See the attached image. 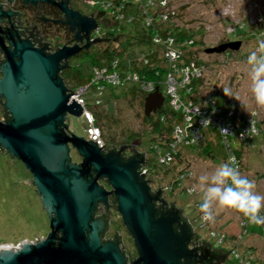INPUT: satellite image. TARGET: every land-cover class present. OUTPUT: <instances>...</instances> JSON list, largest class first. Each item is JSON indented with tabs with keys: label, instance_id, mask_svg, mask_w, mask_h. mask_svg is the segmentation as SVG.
<instances>
[{
	"label": "water",
	"instance_id": "1",
	"mask_svg": "<svg viewBox=\"0 0 264 264\" xmlns=\"http://www.w3.org/2000/svg\"><path fill=\"white\" fill-rule=\"evenodd\" d=\"M22 1L54 4L69 18L71 30L76 31L73 40L81 41L83 34L87 38L82 47L63 45L48 52L47 46H35L30 39L9 33L6 44L0 36L5 55L0 65V98L4 115L8 116L0 120V149L28 169L49 219L45 237L22 239L17 246L0 244V264H126L120 238L103 239L107 218L94 216L98 203L108 206L110 195L115 196L117 210L134 240L138 257L132 264H189L196 247H188L191 229L185 217L181 225L175 202L170 213L157 211L155 201L166 203L160 198L161 191H152L138 171L145 151L125 157L122 147L105 153L96 141L67 129L68 116H81L83 108L71 97L73 92H68L60 73L83 47L99 41L89 39L98 26L95 18L69 8L67 0ZM2 5L0 21L11 15ZM240 44L241 40L226 42L205 52L220 53L227 48L235 51ZM164 100L159 86L147 93L143 100L145 116L159 110ZM71 148L80 155L79 163L71 160ZM101 178L107 179L111 189L99 184Z\"/></svg>",
	"mask_w": 264,
	"mask_h": 264
},
{
	"label": "rangeland",
	"instance_id": "2",
	"mask_svg": "<svg viewBox=\"0 0 264 264\" xmlns=\"http://www.w3.org/2000/svg\"><path fill=\"white\" fill-rule=\"evenodd\" d=\"M135 1L140 4L142 0ZM16 4L20 5V10L26 13V8L21 2ZM73 4L85 14L94 13L86 0H74ZM166 6V10L177 12L169 18L172 23L201 32L195 37L196 46L199 49L198 56L206 66L200 76L203 80L202 86H204L200 93L206 96L207 93L212 95L221 92V99L226 97L236 99L240 113L244 115L255 113L257 122H259L258 119L263 120L264 107L258 106L254 101L250 91L248 66L244 61L252 51L257 49L259 42L264 41V0H168ZM107 18H110L109 14H107ZM156 20L165 24L168 19ZM110 22L111 20L103 22L100 18L99 25L89 34V39L99 38L101 36H95L105 33L104 30L109 31L112 26ZM124 28L128 30L127 26ZM97 29L100 33H97ZM46 31L47 38L55 44H61L65 38L69 37L61 26L49 25ZM121 33H124V29ZM232 33L235 34L232 36ZM120 35L122 34L110 37H115L118 49L121 47L119 50L122 51V54L127 51L126 54L124 53L126 59L136 62L149 53L138 46L123 45L119 41V38L122 37ZM235 40H241L238 50L227 48L220 53L205 52L207 48L217 47ZM110 44L109 40L103 47L108 48L111 46ZM173 44L175 46V42ZM101 47V42H93L90 52L97 51ZM129 48L131 49L129 50ZM148 49L150 50L151 47L149 46ZM85 51H82L81 56L76 57L74 61H72L73 57L69 59L68 64L80 63ZM166 55L162 53L161 56L164 59ZM117 60H120V57ZM94 68L95 66L88 68L94 84L82 94V114L79 117L69 115L65 122L67 129L71 133L95 142L97 134L93 127L97 126L102 140L98 142V137L96 145L105 153L110 151L106 149V145L108 147L118 146L117 150L122 145L125 146L124 149L127 147L128 150H131L133 144L137 147L138 152L145 151L144 156L147 157V160L144 162V167L147 169V183L150 189L154 192L161 190L163 200L171 205L175 202L182 215L190 219L194 233H197L193 245L197 246L205 241L216 249L224 248L226 258L220 264H244L242 261L244 262L248 257H250V264H264V226L248 222V230L244 232L240 224L242 213L230 209H220L215 205L213 206L214 221H205V226H201L199 207L203 193L199 186V177L211 174L219 164L228 162L225 158L224 147L221 149L217 144L220 131L216 127L214 130L201 129L203 139L198 137L195 142V134L192 127H189L192 120L187 119L188 114L184 111H176L180 113L181 120L179 123H173L168 134L171 135L172 140L175 126L185 127V137L177 149L181 148L182 157L185 159L183 167L190 174L189 177L180 180L181 184H179L177 177L179 178L180 175L177 172L179 169L177 162L173 163L172 161L168 165L166 164L167 167L157 163L156 152L151 147L156 145L152 140H157L158 134L153 130L149 120L145 118L140 92L137 91V93L136 90L123 92L122 90L127 84L136 85L139 90H142L140 83L137 80L128 79L127 83L119 85V82L111 81L113 77H108L110 83L103 82L102 86L104 85L106 88L102 95V93L99 94L97 80L93 77L96 75L93 73ZM68 82L73 84L69 79ZM88 82L90 80L85 84ZM65 84L68 89L78 87L77 85L72 87L67 82ZM109 88H113V91L110 92ZM170 91L172 93L171 89ZM187 100L192 99L188 98ZM87 110L92 116L91 122L86 116ZM190 111L193 112L195 109ZM2 119L0 112V120ZM194 124L197 122L194 121ZM261 128L257 125V129L255 128L257 133L253 134L251 139L248 138L245 141L241 137L242 156L239 160V171L243 176L256 183L257 192L264 194V139H262L264 129ZM197 145L200 147L195 148ZM209 146H211V153L206 150ZM70 156L74 162L81 161L80 155L74 148H71ZM31 178L30 172L20 160L0 149V244L10 243L12 246H17L22 239L35 241L45 237L49 232L48 215L42 208ZM99 184L106 188L109 186L104 181H99ZM190 188L193 189L191 192ZM109 207V229L106 238L113 234H119L124 252L130 258L135 257L138 253L134 240L117 210V203L112 202ZM262 214H264V210H262ZM210 231H213L214 237L209 234ZM219 236H222L221 241L218 240ZM236 246L238 247V256L234 255V251H232Z\"/></svg>",
	"mask_w": 264,
	"mask_h": 264
},
{
	"label": "trees",
	"instance_id": "3",
	"mask_svg": "<svg viewBox=\"0 0 264 264\" xmlns=\"http://www.w3.org/2000/svg\"><path fill=\"white\" fill-rule=\"evenodd\" d=\"M71 0H67V3H69ZM145 1V0H144ZM147 1V0H146ZM105 4H107V0H104ZM97 4H99L97 0ZM158 9L156 8H148L146 9L145 13H141V11L133 8H127L123 12L124 16L123 18L118 19L117 22L116 19L114 21V24L110 27L109 31H104L105 32V39L108 41H111V46L108 48L105 46L103 47L106 42H102V47L101 49L97 51H85L86 53L81 57V61L78 64H70L68 68L64 69L60 75L64 79V81L67 82V84L71 85L72 87L78 86L85 84L87 81L90 80L91 78V73L89 72L88 68L92 66H97V67H106L108 71L112 69L111 63L109 60L112 59V57H120V62L117 70L121 72V70L125 69L130 72H135V73H140L143 78H145V81H150L151 84L159 86V89L164 93L165 95V100L163 103V106L157 110L155 113H151L150 116H145L147 120L151 123L153 126V130L158 134V139L157 140H152L153 143L156 145L151 148L154 149V152H156V156L158 157L159 155L164 154L165 152H168L170 150V144L174 140L172 138L171 140V135L168 134L170 133V130L172 128L173 123H179L181 120V115L179 112H176L178 110L174 109L172 105L170 104L171 97H168L166 92L164 91V82L167 78V75L169 73H173L176 69L179 70L181 69V66L189 64L190 60H195L198 63H201L202 60L198 56V50L197 49V40L195 39L196 35L200 34L201 32L194 31V29L188 28V27H181L179 24H174L172 21L168 20L165 24L158 22L156 19H160L159 14H158ZM106 11H101L97 13V16H94L91 13H87V15L92 16L95 18L97 24H99V19L103 18L105 16ZM180 15V14H178ZM177 15V16H178ZM116 16V15H115ZM181 18V17H180ZM109 21V20H108ZM104 22V21H103ZM119 24V26L117 25ZM117 25V26H116ZM127 26L126 30L124 27ZM120 29V31H117V29ZM124 29V33H121V31ZM117 34H122L119 38V41L128 47L132 46H138L141 49H145L147 52L150 53L149 55V62L147 64H142L140 61L134 62L133 60H129L128 58L126 59V53L127 51H124L122 54V51L119 50L121 47L118 49V42L116 43L115 37H110V36H115ZM235 33H232L231 35L233 36ZM155 36H158L161 38L162 43H153V39ZM173 38L175 42V46L178 50H181L182 56L179 58L175 64V67H171L169 64H167L166 60L162 58V53H164L165 50V44L168 40V38ZM109 43V42H108ZM151 47L149 50L148 47ZM127 47V48H128ZM116 48V49H115ZM131 48H129L130 50ZM128 50V49H127ZM121 51V53H120ZM89 52V53H88ZM148 53V54H149ZM125 55V56H124ZM81 56L80 54H77L75 57ZM89 58V59H88ZM200 58V59H199ZM109 62V63H107ZM107 63V64H106ZM140 63V64H139ZM174 63V62H173ZM122 68V69H120ZM87 69V71H86ZM156 71L158 72V75L155 74ZM71 81L73 84H70L68 82ZM65 82V83H66ZM192 87H193V93L186 95L187 99L190 98L192 101H203L204 100V95H202L200 92L203 91V80L202 78H197L193 79L192 82H190ZM110 92L113 91V88H109ZM123 92L131 90L133 92L136 90V92H140L142 101L144 100L145 95L147 94L146 91L139 90L136 85H129L127 84L124 86V89H122ZM137 92V93H138ZM129 93V92H128ZM221 92L218 93V96H215V101L217 106H220L222 108L227 107L228 109L231 107V103L233 106H235V111H234V120H239V122H242L248 114H242L240 113V107L238 106V102L234 101L232 98L229 100L228 97L225 99H221ZM136 94V93H135ZM134 95V94H133ZM135 96V95H134ZM181 96L182 93H181ZM2 114L3 118H6L8 116L4 115V111H0ZM257 118V116L255 115ZM259 122H257V125L261 128L264 127V119L260 120L258 119ZM211 129V128H209ZM264 129V128H261ZM262 139H264V133L262 135ZM205 136V140H206ZM247 139H245L246 141ZM232 141V140H231ZM217 144L220 146L222 149L223 144L221 142L220 137L217 139ZM241 142H238L236 140H233L230 144V147L233 149V153L235 154L238 163L239 160L241 159L242 153H241V147H240ZM134 149L135 147L133 144L131 145ZM125 147V146H121ZM200 146H196L195 148H198ZM211 146L207 147L206 150L207 152H212L210 149ZM134 153V152H133ZM132 153V154H133ZM173 163L177 162V167H179L178 171L179 175H183V179L185 177H189V173L185 170L183 165H185V159L182 157V151L181 148L177 149L175 153L173 152ZM225 158L227 160V156L225 154ZM158 163V161H157ZM172 163V164H173ZM160 165H166L165 163H158ZM242 164V162H241ZM168 165V164H167ZM166 165V167H167ZM240 166V164H239ZM178 179V178H177ZM182 179V180H183ZM181 184V183H180ZM161 191V190H160ZM116 200V199H115ZM201 204V203H200ZM197 206H199L197 204ZM200 219H201V214ZM185 217V216H182ZM186 221H187V217ZM183 220H185L183 218ZM196 233V232H195ZM197 235V233H196ZM199 249L203 250H208L209 252L214 253H219L220 258L224 259V254L223 251L214 248L210 243H207L205 241L201 242L200 245L198 246ZM226 258V257H225ZM222 259V260H223ZM221 260V261H222Z\"/></svg>",
	"mask_w": 264,
	"mask_h": 264
},
{
	"label": "built area",
	"instance_id": "4",
	"mask_svg": "<svg viewBox=\"0 0 264 264\" xmlns=\"http://www.w3.org/2000/svg\"><path fill=\"white\" fill-rule=\"evenodd\" d=\"M71 1H74V0H71ZM86 1L88 2L89 8L94 10L93 11L94 16H97L98 12L106 11L105 16H103V18H102V21L111 20L110 25L114 24L115 19H116L115 22H117L118 19L123 18V16H124L123 11L127 8L137 9V10L141 11V13H145L146 9L157 7L159 10L158 11L159 17L164 18L165 20H167V19L169 20V18H171L173 14L177 13L174 11L166 10L165 7H167L166 2H168V0H147V1L142 0L140 2V4L137 3L135 0H129V1L127 0L125 2H123L122 0H107V2H108L107 4H105L104 0H98L99 4H97V0H86ZM162 6H163V8H162ZM95 7L97 9H94ZM107 14L110 15V18H107ZM117 25L119 26V24H117ZM120 30H121V28L117 29V31H120ZM97 33H100L99 29H97ZM105 35H106L105 33L99 34V36H102V37H104ZM173 42H174L173 38H171V37L168 38V40L165 44L164 53L169 55V56L166 55L164 57V59L166 60L167 64H169L171 67L179 68V67L175 66V64H176L175 61H177L179 58H181L182 53H181V50H178L174 46ZM153 43L154 44L162 43L161 38L158 36H155L153 39ZM48 52H50V48H49ZM149 55H150V53L145 55L141 60H137V62L140 61V62H142V64H147L150 60V59H148ZM117 58H118V56L112 57V59L110 61V62H112L111 63L112 69L110 71H108V69L106 67H97L96 66L94 68L93 73H95L96 75H93V77L95 80H97V84H98L97 89L99 90V94L102 93V95H103V93L105 91L106 87L104 85L102 86L103 82L110 83L108 81V77H113L112 78L113 80H111V81H114L115 83L119 82V85L123 84V83H127L128 79L137 80L141 85L142 91H146L147 93H150V92H152V90L155 89L154 87H156V85L151 84L150 81H145V78H143L140 73L130 72V71L125 70V69H123V70H121V72H119L117 70V68L119 66L120 60H117ZM205 67L206 66L203 62L198 63L195 60H190L189 64L181 66V69H179V70L176 69L173 73H169L167 75V78L164 82V87H163L164 91L166 92L168 97H171L170 104L172 105V107L178 111H184L185 113L188 114L187 119L192 120V123H190L189 127H192V129H193V133L195 134V138H194L195 142H197L198 137H200L201 140L203 139V134L201 132V129L211 128L212 130H214L216 127L220 131L219 137H220L221 142L223 144V147L225 149V154L227 156V160L229 161L230 158H234L232 160V166L239 168L238 167L239 166L238 160H237L236 156L235 157L233 156L235 154L233 153V150L230 147V144L233 140L240 142L241 137L244 140L248 139V138L251 139L253 134L257 133V130H256L257 129V120L255 117L256 114L255 113L248 114L247 117L242 122H239V120H234L233 117H234V111H235L236 105L233 106L231 103V107L229 109H227L229 112L228 115H230V117H229V119L227 117H226L227 119H225L224 115H223L224 111H221V113H220V111H217L216 106L213 104L214 100L212 99L211 95H209L208 93L206 96L203 94L205 99L201 103H197L196 101H192V100H187L186 103L182 102L180 91L183 90L184 88H183V86H180L178 84V79L180 78L186 84H191L190 82H192L193 79L201 78L200 76L203 73V69ZM120 69H122V68H120ZM155 74L158 75V72L156 71ZM93 84H94V80H92V78H90V82H88L87 84L78 85V87L68 89V92L69 93L73 92L71 94V97L74 98L79 104L83 105L82 94H84V92L87 91ZM191 88L193 90V87H191ZM170 89L172 90V93H171ZM187 91H189L190 93H193V91H191L189 88ZM173 93H174V96H173ZM233 100L236 101V99H233ZM99 103H100V100H99ZM193 108L195 109V111L191 112L190 110H192ZM85 113H86V116H88L89 121L91 122V120H92L91 114L88 112V110ZM194 121H196L197 124H194ZM184 123H185V121H184ZM93 128L95 129V132L97 134L95 137H97V138L99 137L98 142H101L102 139L100 138L99 128L97 126H95ZM175 129H176V131H175ZM89 130H91V129H89ZM184 132H186L185 127H183L182 125H178V126L176 125L175 126V128L173 130V138H174V140L172 141L173 144H170V150L168 152H165L164 154H162L159 157V160H161L165 164H169L170 162L173 161V157H174L173 152L175 153L178 146H180L182 144V140L185 137ZM235 136H239V137L234 138ZM97 138H96V140H97ZM225 145H227L229 147H225ZM106 147H107L106 149H109V150H111V149L117 150L118 149V146L108 147L106 145ZM121 148L122 147H120L119 149H121ZM124 150H125L124 152L126 154H130L129 153L130 150H128L127 147ZM146 170L147 169L144 167V163H143L139 167V171H140V174L141 173L144 174L143 178L147 180ZM183 177H184L183 175H180L179 178L177 177L178 178L177 181H179V184L181 183L180 180H182ZM192 190H193L192 188L189 189L190 192ZM240 221H242L240 223L241 227L243 228L244 232H246L247 226H248V220L244 216H242ZM201 223H202L201 226H205L206 222L201 219ZM263 224L264 223L257 224V225L264 226ZM209 234L214 237L213 231H210ZM219 239L222 240V238L220 236H219ZM237 250H238V247L237 246L234 247L233 254L236 256L239 255ZM245 261L244 262L242 261V263L250 264L249 263L250 257L245 259Z\"/></svg>",
	"mask_w": 264,
	"mask_h": 264
},
{
	"label": "flooded vegetation",
	"instance_id": "5",
	"mask_svg": "<svg viewBox=\"0 0 264 264\" xmlns=\"http://www.w3.org/2000/svg\"><path fill=\"white\" fill-rule=\"evenodd\" d=\"M61 0H55V2H59ZM17 2H21L22 5L26 8V13L24 11H21L20 5L16 4ZM0 3H2V8L6 11H10L11 15L10 17H2L0 21V36L3 37L4 41L6 44L9 43V40L6 38L7 34L10 33V35L15 36L18 35L19 38H27L32 41V43L35 46H53L55 48H59L63 45H69L73 46L75 44L79 46H83L86 42V35H82V40L81 41H76L73 40V37L75 35V30H71V27L67 22L69 21V18L65 16V14L54 4H51L49 2H36V3H24L22 0H12L11 2H5L0 0ZM8 3V4H4ZM69 8L73 10H78L74 4L73 1H70L68 3ZM80 11V10H78ZM81 14L87 15L84 12L80 11ZM26 17V18H25ZM49 25H56V26H61L65 32L68 33L69 37L65 38L64 42L61 44H55L53 41H51L49 38H47V26ZM99 36L97 34L95 37ZM66 37V36H65ZM98 39L99 42H107L108 40L105 39V37H99L96 38ZM91 44L88 48H82L79 53L80 54L82 51L90 50ZM76 56V55H75ZM73 57L72 61L75 60L76 57ZM5 61V55L3 54L1 48H0V65ZM0 77H1V70H0ZM0 110L1 111H6L4 106H3V99L0 98ZM99 181H104L108 184L107 179L101 178ZM108 189H111L109 186L107 187ZM160 198L163 199L162 194L160 195ZM114 195H110L108 197V206L104 205L103 203H98L94 216L95 218H107L108 226L105 232L103 233V239L106 240H111L115 239L116 237H119L117 234H113L112 237H107L106 238V233L109 229V211H110V205L112 202L116 203ZM155 207L157 211L160 214H168L170 213L175 207L169 203H162L160 201H155ZM180 211V210H179ZM182 212L180 211V223L181 225L185 224L183 217H182ZM195 237L194 234H192V238L189 242L188 247L192 249L195 245ZM121 242V239H120ZM195 256L190 259L189 264H220V262L225 261L226 253L224 254V259L222 260L220 258L219 253H214L209 252L208 250H203L199 249L198 246L195 248ZM124 250V249H123ZM127 259H126V264H132L133 261H135L138 257V254L135 257L130 258L129 255L125 253ZM222 260V261H221Z\"/></svg>",
	"mask_w": 264,
	"mask_h": 264
},
{
	"label": "clouds",
	"instance_id": "6",
	"mask_svg": "<svg viewBox=\"0 0 264 264\" xmlns=\"http://www.w3.org/2000/svg\"><path fill=\"white\" fill-rule=\"evenodd\" d=\"M244 63L248 66L250 91L254 101L258 106L264 107V41L259 42L257 49L246 57ZM124 151L123 149V156L131 155ZM233 159L230 158L228 162L219 164L211 174L199 177L198 182L203 193L199 207L201 219L213 222L215 219L213 206L215 205L220 209L242 213L250 223L262 224L264 223V214H262L264 194L256 191L257 186L253 180L243 176L238 168L232 166ZM145 160L147 157H144L143 163ZM195 236H197L196 233H194Z\"/></svg>",
	"mask_w": 264,
	"mask_h": 264
},
{
	"label": "bare ground",
	"instance_id": "7",
	"mask_svg": "<svg viewBox=\"0 0 264 264\" xmlns=\"http://www.w3.org/2000/svg\"><path fill=\"white\" fill-rule=\"evenodd\" d=\"M48 48H47V51L49 50V48H50V52H54L57 48H55V47H53V46H51V45H49V46H47ZM84 48V47H83ZM74 57V56H73ZM72 58V57H71ZM70 58V59H71ZM69 61L70 60H68L67 62L69 63ZM69 65V64H68ZM178 84L180 85V86H183V90H181L180 91V95H181V93H182V95L183 96H181V100H182V102H184V103H186V101H187V97H186V95H189V94H191L189 91H187L188 90V88L191 90V91H193L192 90V85L191 84H186V83H184L180 78L178 79ZM153 91V90H152ZM215 96H218V94H212L211 95V97H212V99L214 100V105L216 106V108H217V111H220V113H221V111H224V113H223V115H224V118L225 119H229V117H230V115H228L229 114V112H228V108L227 107H225V108H222V107H220V106H217V104H216V101H215ZM204 97V96H203ZM205 99V98H204ZM204 101V100H203ZM203 101H196L197 103H201V102H203ZM198 111V110H197ZM227 117V118H226ZM171 144H173V142L171 143ZM225 147H229V146H227V145H225ZM233 150V149H232ZM137 151V149L135 148H131V150H130V154H132L133 152H136ZM138 152V151H137ZM161 155H159L157 158V161H158V163H163L161 160H159V157H160ZM234 157H235V155H233ZM145 157V156H144ZM143 164V162L141 163V164H139V167L141 166ZM139 167H138V171H139ZM239 168H240V166H238ZM239 168H238V170H239ZM139 174H140V172H139ZM147 174V173H146ZM160 191V190H159ZM202 216V215H201ZM187 223H188V225H189V227H190V229L192 230V234H194V228L192 227V224H191V221H190V219L189 218H187ZM264 225V224H263ZM248 230V229H247ZM221 238H222V236H221ZM105 240V239H104ZM218 240H220V239H218ZM221 241V240H220ZM189 245V244H188ZM233 251V250H232Z\"/></svg>",
	"mask_w": 264,
	"mask_h": 264
}]
</instances>
